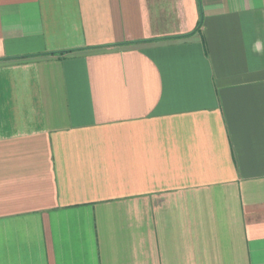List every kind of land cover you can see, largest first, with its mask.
<instances>
[{
  "label": "crops",
  "instance_id": "crops-1",
  "mask_svg": "<svg viewBox=\"0 0 264 264\" xmlns=\"http://www.w3.org/2000/svg\"><path fill=\"white\" fill-rule=\"evenodd\" d=\"M0 264H264V0H0Z\"/></svg>",
  "mask_w": 264,
  "mask_h": 264
}]
</instances>
